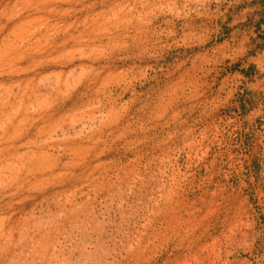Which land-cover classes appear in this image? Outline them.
Masks as SVG:
<instances>
[{
    "label": "rangeland",
    "instance_id": "374dc122",
    "mask_svg": "<svg viewBox=\"0 0 264 264\" xmlns=\"http://www.w3.org/2000/svg\"><path fill=\"white\" fill-rule=\"evenodd\" d=\"M235 1L0 0V264H264Z\"/></svg>",
    "mask_w": 264,
    "mask_h": 264
},
{
    "label": "crops",
    "instance_id": "0c3cea01",
    "mask_svg": "<svg viewBox=\"0 0 264 264\" xmlns=\"http://www.w3.org/2000/svg\"><path fill=\"white\" fill-rule=\"evenodd\" d=\"M226 11L221 47L238 52L232 64L238 69L235 77L248 80L251 89L264 90V0H236Z\"/></svg>",
    "mask_w": 264,
    "mask_h": 264
},
{
    "label": "built area",
    "instance_id": "2783aa9c",
    "mask_svg": "<svg viewBox=\"0 0 264 264\" xmlns=\"http://www.w3.org/2000/svg\"><path fill=\"white\" fill-rule=\"evenodd\" d=\"M236 90L234 91V106L232 110L233 119L238 127V138L240 129L247 131L249 156L242 157L251 163H264V90L251 89L245 86L249 83L243 77L237 78ZM239 144L243 141L239 139ZM264 179V174H263ZM260 189L264 192V182H260Z\"/></svg>",
    "mask_w": 264,
    "mask_h": 264
}]
</instances>
